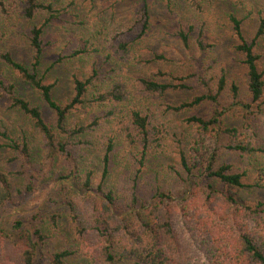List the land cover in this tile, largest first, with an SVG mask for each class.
<instances>
[{
    "label": "trees",
    "instance_id": "16d2710c",
    "mask_svg": "<svg viewBox=\"0 0 264 264\" xmlns=\"http://www.w3.org/2000/svg\"><path fill=\"white\" fill-rule=\"evenodd\" d=\"M139 8L134 25L137 38L148 31V0H141ZM38 14L47 17L29 30V65L16 60L8 51L0 52V69L2 65L7 67L13 77L12 81H5V74L0 71V90L9 100L10 109L27 116L33 129L41 136L46 161H52L56 156H69L72 149L73 154L95 149L101 152L99 161L90 158L89 162L100 164L99 169H83L81 159L77 158L67 175L60 174L56 178L60 184H76L78 190L93 195L97 201L79 205L80 215L74 204L68 202L75 213V216L71 215V223L77 224L74 233L78 242L53 251L48 258L49 264H66L72 257L113 262L117 254L129 257L133 264H264V202L244 203L238 197L246 189L264 190V166L254 169L255 162L264 164V78L258 69L259 56L255 50L256 41L264 36V0H253L241 19L229 16L234 48L243 57L246 97H240L237 83L228 80L221 70L214 77H198L200 93L190 100L168 105L164 110L172 113L192 111L182 122L196 134L202 132L205 139L198 141L195 134L173 132L170 150L177 164H170L168 171L180 182L176 192H169L178 195L155 188L149 202L137 194L139 184L136 175L134 184L119 194L109 187L111 157L116 141L114 134H106L101 140L93 138L94 131L101 125L98 119L86 126H67L70 112L81 105L89 91L101 81L99 68L92 63L86 76L72 75L71 97L62 104L53 97L56 83H46L38 75L45 52L44 32L57 18L52 4L44 0H0V25L14 15L32 21ZM252 18H257L258 25L253 39L248 41L242 24ZM174 32L185 48L193 47L198 52L210 48L205 42L203 29H196L194 24L176 27ZM119 47L125 50L126 43ZM93 52L98 53L99 50H75L69 56H61L57 62ZM156 58L163 59L162 56ZM54 66L55 62L49 69ZM15 80L39 94L54 115V125L45 120L39 106L17 93ZM177 81L169 84L138 78L136 87L146 96L158 97L169 90L192 89L183 79ZM127 96L129 92L123 84L115 82L94 92L91 101L114 106L125 101ZM199 109H205L207 113H196ZM236 113L242 115L240 126L227 121ZM112 117L113 111L107 110L103 118ZM122 120L115 124V127L119 126L117 133L131 147L138 149L139 164L142 165L151 141L149 115L133 107ZM21 131L20 138L14 137L8 123L0 117V152L8 149L16 160L19 157L29 159V138ZM188 138L194 141L189 143ZM230 158L232 162L229 163ZM16 174L23 176L20 171ZM75 176L77 178L73 180ZM34 192L30 183L22 189H14L11 174L0 167V207L13 206L20 196ZM80 219L83 223L78 225ZM45 241V235L39 228L26 227L24 222L15 221L8 231L3 230L0 235V264H38L39 252Z\"/></svg>",
    "mask_w": 264,
    "mask_h": 264
},
{
    "label": "rangeland",
    "instance_id": "374dc122",
    "mask_svg": "<svg viewBox=\"0 0 264 264\" xmlns=\"http://www.w3.org/2000/svg\"><path fill=\"white\" fill-rule=\"evenodd\" d=\"M44 1L52 4L57 18L44 32L45 52L38 75L42 76L46 83H56L53 90L54 99L60 104L67 102L72 94V75L86 76L92 63L101 72V81L89 91L86 100L68 115L67 126H86L98 119L101 125L94 131V139L101 140L106 134L115 135L116 148L111 157L109 187L119 194L134 184L136 175L139 184L137 194L145 202L153 199L155 188L165 193L176 192L179 178L168 171L170 164H177L170 150L173 132L195 134V140L198 141L205 139V135L202 132L196 134L194 129L184 126L183 119L192 114V111L172 113L164 110L168 105L190 100L200 93L198 77H214L221 70H224L228 80L237 83L240 97H246L243 57L234 48L229 16L243 18L253 0H148L150 23L148 31L141 38L136 37L134 28L141 0ZM46 17L45 14H38L32 21L17 15L9 17L7 22L0 25V52L8 51L16 60L29 65V30ZM192 24L196 29L200 27L204 31L205 42L210 45L204 52H198L193 47H183L174 35L176 27H188ZM257 25V18L243 22V34L248 41L253 39ZM123 43H126L125 50L119 47ZM84 48L89 51L97 48L99 52L84 53L57 62L61 56H69L73 51ZM255 50L259 56L258 69L264 78V36L256 41ZM156 56H162L163 59H157ZM53 62L55 66L50 70ZM0 71L5 74V81L13 80L7 67L2 65ZM138 78L169 84L178 83V79H183L192 89L169 90L160 97L146 96L137 91ZM15 81L17 93L39 106L45 120L54 125V115L41 101L39 94L21 81ZM115 82L123 84L129 92L125 101L114 106L94 104L91 101L94 92ZM133 107L147 113L151 122V141L142 165L139 164L138 149L131 147L123 136L117 133L119 126L115 127L117 120H124L129 109ZM107 110L113 111L111 119L103 118ZM195 112L205 115L207 110L199 109ZM0 117L8 123L14 137L20 138L23 130L29 138L31 148L30 158L27 160L20 157L14 159L8 149L0 152V167L4 172L11 174L14 189H22L28 183L35 189L31 195L20 196L13 206L0 207V235L18 220L24 222L26 227L39 228L46 241L40 249L38 264H49L48 258L53 251L78 242L74 233L77 224L71 223V215L75 216V213L71 211L68 202L74 204L79 212V205L97 201L93 195L78 190L76 184H60L56 182V178L60 174L67 175L77 158L81 159V168L99 169L100 164L89 162L90 158L99 161L101 152L95 149V152L78 151L73 154L72 149L69 156H56L52 161H46L41 136L33 129L27 116L10 109V102L1 90ZM241 117V114L236 113L227 121L229 124L240 126ZM193 141L188 138L189 143ZM228 162H232V158ZM233 162L237 164L236 160ZM261 165L264 166L255 162L253 168H259ZM138 170L140 173L137 174ZM17 171L23 172V176L17 175ZM75 178L77 176L73 180H76ZM238 197L244 203L264 202V190L246 189ZM28 212L31 213L26 214ZM81 223L83 219H80L78 225ZM66 264H133V261L127 256L117 254L113 262L72 257Z\"/></svg>",
    "mask_w": 264,
    "mask_h": 264
}]
</instances>
